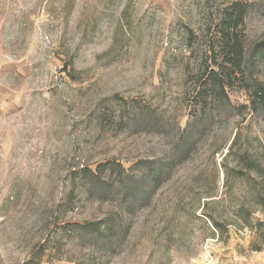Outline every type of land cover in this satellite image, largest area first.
<instances>
[{
  "label": "rangeland",
  "instance_id": "374dc122",
  "mask_svg": "<svg viewBox=\"0 0 264 264\" xmlns=\"http://www.w3.org/2000/svg\"><path fill=\"white\" fill-rule=\"evenodd\" d=\"M262 39L264 0H0V264H264Z\"/></svg>",
  "mask_w": 264,
  "mask_h": 264
},
{
  "label": "trees",
  "instance_id": "16d2710c",
  "mask_svg": "<svg viewBox=\"0 0 264 264\" xmlns=\"http://www.w3.org/2000/svg\"><path fill=\"white\" fill-rule=\"evenodd\" d=\"M230 16H231V19H232V16L234 17L233 14H231ZM241 17H242L241 11H240V9H237L235 12V17H234L235 19H233V20L236 21V20L240 19ZM232 50L235 53V55H237L238 57L242 56L243 49H242V46H241L239 41L234 42V44L232 45ZM253 52L264 53V39H262L259 42L254 44ZM99 224H100V222L97 221L94 223L84 224V225H82V227L86 229V232H91L92 228H96L98 231H100ZM109 230H110V228H109ZM101 234H102V232H101Z\"/></svg>",
  "mask_w": 264,
  "mask_h": 264
}]
</instances>
